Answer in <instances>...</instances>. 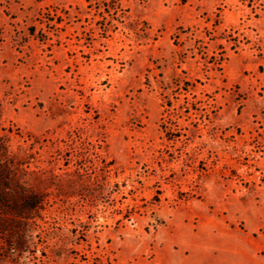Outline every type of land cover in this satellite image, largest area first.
<instances>
[{
    "label": "rangeland",
    "instance_id": "1",
    "mask_svg": "<svg viewBox=\"0 0 264 264\" xmlns=\"http://www.w3.org/2000/svg\"><path fill=\"white\" fill-rule=\"evenodd\" d=\"M0 133V264H264V0H0Z\"/></svg>",
    "mask_w": 264,
    "mask_h": 264
},
{
    "label": "trees",
    "instance_id": "2",
    "mask_svg": "<svg viewBox=\"0 0 264 264\" xmlns=\"http://www.w3.org/2000/svg\"><path fill=\"white\" fill-rule=\"evenodd\" d=\"M9 140L7 134L0 133V233L15 253L23 246L19 231L38 225L47 199L32 187L31 148L20 146L14 151Z\"/></svg>",
    "mask_w": 264,
    "mask_h": 264
}]
</instances>
